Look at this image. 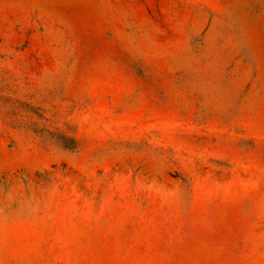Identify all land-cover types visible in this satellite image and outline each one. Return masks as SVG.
Wrapping results in <instances>:
<instances>
[{
    "label": "rangeland",
    "instance_id": "rangeland-1",
    "mask_svg": "<svg viewBox=\"0 0 264 264\" xmlns=\"http://www.w3.org/2000/svg\"><path fill=\"white\" fill-rule=\"evenodd\" d=\"M0 264H264V0H0Z\"/></svg>",
    "mask_w": 264,
    "mask_h": 264
}]
</instances>
